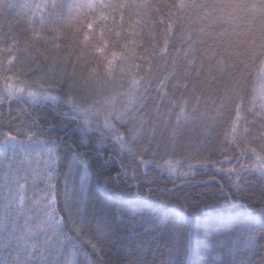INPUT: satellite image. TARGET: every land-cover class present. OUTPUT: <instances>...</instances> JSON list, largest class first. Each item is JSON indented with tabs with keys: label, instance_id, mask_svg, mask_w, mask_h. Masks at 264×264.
<instances>
[{
	"label": "trees",
	"instance_id": "obj_1",
	"mask_svg": "<svg viewBox=\"0 0 264 264\" xmlns=\"http://www.w3.org/2000/svg\"><path fill=\"white\" fill-rule=\"evenodd\" d=\"M35 1L0 0L4 68L16 57L11 78L0 74V137L11 132L18 138L0 148V264H54L59 251V237L49 240L51 230H37L29 219L35 208L28 206L23 220L7 210L22 176L17 162L31 149L22 143L29 131L58 140L63 151L82 149L102 178L113 176L121 161L136 169L139 190L124 179L107 191L90 188L88 219L93 210L119 208L126 220L115 228L124 238L118 243L134 249L125 255L103 241L98 264H179L185 258L191 264H264V251L240 250L227 228L195 229L188 252L183 238L161 235L163 213L172 205L257 222L264 214V117L252 109L264 67V0H103V8L97 0L95 11L77 19L83 24L102 12L101 25L120 56L110 79L91 80L97 59L89 49L82 56L70 26L77 6L89 0H45L47 9L34 17ZM18 87L24 91L17 93ZM30 89L40 95L29 97ZM45 93L58 99H44ZM128 101L132 107L123 110ZM107 108L123 110L114 130L103 126ZM116 133L127 138L114 144ZM99 139L103 159L97 157ZM141 157L150 162L147 176ZM165 160L178 162L174 174ZM59 206L66 212L63 200ZM71 219L66 214L64 231ZM166 245L175 249L171 257Z\"/></svg>",
	"mask_w": 264,
	"mask_h": 264
},
{
	"label": "snow or ice",
	"instance_id": "obj_2",
	"mask_svg": "<svg viewBox=\"0 0 264 264\" xmlns=\"http://www.w3.org/2000/svg\"><path fill=\"white\" fill-rule=\"evenodd\" d=\"M99 6L103 8L107 5L104 4L103 0H100ZM77 7L80 11L70 21L73 42L81 48L82 56L87 54L84 50L89 49L97 59V64L89 69V80L99 77L110 79L115 71L120 53L111 46V39L105 34L104 27L101 25V21L105 17L101 12L98 17L90 18L81 24L77 18L83 16L88 10L95 11L97 0H89L88 3L80 4ZM60 38L58 33L55 39L59 41ZM56 47H60L59 43L56 44ZM45 59L47 60V57ZM15 60L14 55L8 58V68H4V62L0 60V74H7L11 78L12 65ZM261 74L264 75V69L261 70ZM24 83V81H21L22 85ZM23 91V87L16 88L17 93ZM27 95L36 98L40 93L38 90L30 89ZM44 99L56 101L58 97L48 96L45 93ZM68 99L71 102L72 98L69 97ZM126 138V135L116 133L113 142L114 144H120ZM17 140L18 138L15 135L7 132L3 137H0V148L5 147L9 141L16 142ZM84 142L85 140L82 138V143ZM22 143L31 145V149L23 152L17 162L19 165L17 171L21 172L22 176L16 178L12 190L15 192L21 207L29 202L31 208L36 209V215L29 216V219L36 221V229L44 231L50 229L51 236L49 240L59 237V251L53 257L54 264H98L99 260L102 259L100 245L103 241L117 244L118 252L125 255L134 251L131 246L118 243V241H123L124 238L117 235L115 228L126 220L119 208L102 212L93 210L91 220L88 219V209L90 188L92 186L107 191L113 184L124 179L132 181V185L139 190L141 184L137 179L136 169L133 168L130 172L128 166L121 161L119 169L113 176L102 178L97 174L90 158L86 156L82 149L72 147L70 151H63L58 140L47 136L40 137L37 133L31 131L25 134V140ZM103 143V139L96 142L97 157L101 159L104 158V153L99 149ZM111 157V154H109L108 158ZM138 163L142 166V174L147 176L150 162L141 157ZM164 163L167 165L169 173L174 174L176 171L175 165L178 162L165 160ZM4 175L6 176L7 173ZM181 175L186 176L187 173H181ZM58 183L60 184L59 194ZM38 184L43 186L36 188ZM237 184H239V181H237ZM30 188L35 190L29 197L26 193ZM61 200H63L66 212L62 211L59 206ZM73 212L75 213L74 216ZM66 214L72 219L71 227L64 231L62 226L66 225ZM163 216L167 227L161 231V235H167L170 232L174 241L183 238L185 252L191 250L194 230L200 227L209 229L227 228L233 234V242L240 250L252 251L259 248L264 251V214L257 222L239 216L222 213L214 214L210 210L204 212L203 215H195L190 213L186 207L172 205L164 211ZM157 218L153 217L154 220ZM154 230V226L145 229L146 232ZM166 247H168V254L171 257L175 249L168 245ZM93 253H95V258ZM162 264H177V261L169 259L162 261ZM179 264H191V262L188 258H185L179 261ZM242 264H246V262H242Z\"/></svg>",
	"mask_w": 264,
	"mask_h": 264
},
{
	"label": "rangeland",
	"instance_id": "obj_3",
	"mask_svg": "<svg viewBox=\"0 0 264 264\" xmlns=\"http://www.w3.org/2000/svg\"><path fill=\"white\" fill-rule=\"evenodd\" d=\"M47 9V1L45 0H37L33 3L32 11L33 16L35 17L37 14H42ZM264 69V67H263ZM22 95V93H21ZM252 109H256L259 114L264 117V75L261 73L258 76L255 89H254V96L252 102ZM132 106H129V101L126 104L123 110H128ZM122 110V111H123ZM105 114L102 116L103 126L108 130H114V122L121 123L123 112L119 111L116 112L112 108H107L105 110ZM15 161V159H14ZM264 171V166L262 167ZM15 185V184H14ZM32 193V188L26 193V195L30 196ZM30 206L29 202H26L23 207L20 206L18 199L16 198V194L13 190L9 193L8 203H7V210L9 213H12L14 216H18L19 219H24L27 215L26 208Z\"/></svg>",
	"mask_w": 264,
	"mask_h": 264
}]
</instances>
